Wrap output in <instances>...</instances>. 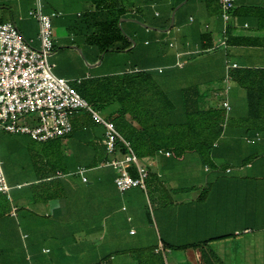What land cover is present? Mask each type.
<instances>
[{"label": "crops", "instance_id": "crops-1", "mask_svg": "<svg viewBox=\"0 0 264 264\" xmlns=\"http://www.w3.org/2000/svg\"><path fill=\"white\" fill-rule=\"evenodd\" d=\"M77 2L78 0H41L44 13H60L52 19V25L55 27L54 50L48 60L55 65L53 72L75 84L79 80L129 70L126 67L105 71L99 69L103 63L99 60L101 52L92 39L94 30L89 29H94V18L100 11L88 7L85 15L84 12L75 11V5L72 4ZM112 2L123 9L121 21L126 22V36L129 41L130 38L134 40L133 43L130 41V46L125 51L131 52L136 48L137 52V49L144 46L148 55H154L161 62L156 67L184 69L186 59L196 55L186 54V52L193 51L197 47L200 49L204 42L201 40L204 34L212 35L213 46H216L221 38L223 22L220 14L215 17L209 16L207 0H113ZM34 6V0H0V23H14L26 40H32L33 45L38 46L39 24L36 18L29 15V11ZM261 11H264V0H236L230 26H236L241 30L252 26H259L261 29L256 30L252 35V40L258 43L256 45L227 44L225 48H214H222L226 54L220 83H222L227 62L237 63L239 66L254 64L264 67V45L260 44L264 40V17L260 15ZM83 15L86 16L84 20L87 22V29L82 32L73 17ZM133 15H135L134 18ZM172 15L173 23L168 28ZM140 21L150 28L144 26L143 29H138L136 22ZM164 24L168 26L161 28ZM169 43L174 45L171 47ZM141 52L143 53V50ZM177 53L183 54L180 56V60L184 61V66L181 68L175 66L178 59ZM141 63L146 65L147 61L142 58ZM210 66V63L205 64L206 69ZM136 67L139 68V66ZM221 86L216 84L203 92L206 99L211 97L214 102L216 101L213 105L219 103L220 98L216 93ZM228 98L231 105L230 112L243 116L246 108L240 103H245V92L236 88L234 81ZM101 129L103 130V127ZM236 131L237 129L227 128V133L216 146L215 160L216 163L218 160L233 163L237 167L236 170L228 165L223 172L210 173L211 168L207 169L204 166V172L208 173L205 176L208 185L207 193L204 201H200L201 195L190 200L192 205L194 203L191 207H184L183 199L188 195L183 191L180 192L177 175L167 181L172 184L173 191L167 192L162 189L167 176V170L164 171V169L172 164L169 161V155L162 153L143 158L149 170L146 190L132 188L120 192L114 184V179L109 183L104 180V171L99 168L88 169L87 182H83L77 173L78 167L71 176L65 175V149L60 145L59 150L54 151L55 153H48L45 148L30 149L29 143L14 138L16 143L19 142L24 147L19 149L21 146L16 143L15 149L10 146L8 156L14 154L12 160H9L5 154L0 155L6 179L12 187L10 200L1 194L9 203V215L0 220V264H6V260L16 261L22 258L26 260L27 256L32 261L34 258H40V264H53L54 259L62 257H65V264H77L78 257H84L86 251L94 245L98 251L101 247V245L97 246L99 240L106 243L107 236L109 239L120 238L121 232L116 228H123L124 233L134 240L135 245L145 244L144 237L147 234L150 235L154 228L149 224L150 214L157 221V225H160L157 229L160 240L157 241L156 246L152 247H157L156 251L160 250L163 253L165 264H169L166 253L170 251L162 245V241H167V238L163 236L165 233L168 236L173 234L175 240H179V236L191 235L192 240L183 242L186 245L207 241L203 247L204 251L208 255L211 253L210 257L218 261V264H264V185L259 187L255 182L256 178L261 179L260 175H264V172L260 174L252 171L243 172L244 169L255 170L257 167L261 169L264 167L260 162L261 157L255 160L260 162L258 165L256 162L240 165L250 155L261 153L264 149V133L250 143L246 141L247 136L240 137ZM13 135L27 136L33 140L27 134ZM55 141L36 142L52 144ZM53 162L56 170L47 177L40 176L42 169L51 170L50 166ZM6 164L10 166L5 167ZM108 168L115 174L111 167ZM65 186H67L68 194L73 192L70 186L76 187L79 204L82 203L85 206L86 200L91 201L90 212L94 216L93 223H86V216L83 215V221L78 224L76 245L79 255L76 257L71 255L65 245L67 236L65 227H68L65 224L67 211ZM114 190L122 193L124 198L117 209L113 204ZM88 191L90 193L87 194ZM173 193L174 203H169ZM13 208H15L14 212ZM84 210L83 207V214ZM115 211L125 212L121 220H113L112 214ZM195 214L198 216L194 217ZM168 216L170 220L173 217L172 223ZM135 220L140 229L134 225ZM123 221L126 222V227L122 225ZM169 228L172 230L168 231ZM197 236L201 238L200 242H198L200 239L194 241ZM47 242L60 245V251L56 252L50 246H44ZM115 243H120V240ZM142 247L151 246L140 245L128 249L123 254L113 252L109 256L111 260H116L117 264H134L129 252ZM203 248L190 247L173 251L177 254L178 261L184 259L185 264H201ZM43 249L50 251L44 253ZM103 257L100 256L97 259Z\"/></svg>", "mask_w": 264, "mask_h": 264}, {"label": "trees", "instance_id": "trees-1", "mask_svg": "<svg viewBox=\"0 0 264 264\" xmlns=\"http://www.w3.org/2000/svg\"><path fill=\"white\" fill-rule=\"evenodd\" d=\"M117 8V15L110 19L94 18V28L98 33L92 34L95 44L100 46V51L122 52L130 46V41L119 27V19L123 17L124 11L113 2ZM207 12L209 16L220 14L219 0H207ZM264 17V11L260 12ZM135 15H133V18ZM164 24L161 28L167 27ZM259 26H252L246 30L238 29L236 26H228L227 44H249L256 45L252 35ZM97 37V42L95 40ZM210 33L201 38L204 41L199 52L212 49L213 39ZM239 38V39H238ZM264 45V40L260 42ZM169 69V68H168ZM153 67H135L124 72L114 73L103 77L87 78L79 83L73 84L77 91L85 98L91 106L103 113L102 115L112 121L123 138L130 142L133 150L140 158L154 157L158 154L170 153L173 156L182 157L188 153L199 156L204 166L216 168L217 148L227 128L237 129L240 137H250L255 134L264 133V67L243 64L231 70V75L236 88L245 92V114L243 116L227 112L220 105L205 106L206 95L197 87H181L172 93H168L161 86ZM114 106V111L105 114L103 110ZM73 129L67 134L65 140V173L74 174L76 168L85 166L87 169L99 168L104 171V180L109 183L115 174L107 166H101L109 155L101 140L104 135L102 126L96 124L88 114L75 115L72 118ZM62 137V138H64ZM58 138V139H62ZM57 140V139H53ZM162 151V153H160ZM261 157V158H260ZM264 157V149L261 153H254L245 158L240 165L255 162L257 158ZM51 170H41L42 177H47L56 170L53 162ZM134 175L135 173L132 172ZM67 175V176H68ZM51 176V175H50ZM90 181V180H89ZM65 186V199L67 211L65 227L67 236L65 245L71 255L77 256L79 252L76 245V232L78 224L86 216V223H93L94 216L90 212L91 201L86 200L85 206L79 204L76 195L77 207L70 206L71 194H68ZM73 191V186H70ZM77 191V189H76ZM90 193L89 191L87 194ZM77 194V192H76ZM86 194V195H87ZM83 207L85 212L83 214ZM80 209V212H79ZM82 212V216H81ZM9 215V203L0 194V220ZM80 215V218H78ZM149 224L153 226L150 218ZM82 225V224H81ZM207 241L181 246H172L162 241L164 248L185 249L203 248ZM83 248V247H82ZM87 249L88 247H84ZM157 247L137 248L129 253L134 264H165L163 253ZM80 251V250H79ZM201 264H218L210 257L204 248L201 251ZM65 257L56 258L53 264H64ZM36 264H40V258H34ZM6 264H14L16 261L6 260ZM66 262V260H65ZM110 256L94 260L89 264H117Z\"/></svg>", "mask_w": 264, "mask_h": 264}, {"label": "built area", "instance_id": "built-area-1", "mask_svg": "<svg viewBox=\"0 0 264 264\" xmlns=\"http://www.w3.org/2000/svg\"><path fill=\"white\" fill-rule=\"evenodd\" d=\"M34 3L35 6L29 11V15L36 18L39 24L38 46H34L32 40H26L14 23H0V129L13 134H27L39 142L49 141L71 133L72 118L84 111L96 124L103 127L101 143L109 158L101 166L114 170L116 188L120 192L132 188L146 190L149 170L142 164L143 158L135 153L130 142L123 138L115 124L81 96L70 80L53 72L55 65L48 60L54 50L52 18L60 13L46 14L42 11L41 0H34ZM235 7L236 0H219L223 27L221 38L212 49L227 46V29ZM173 45L169 43V46ZM199 52L201 50L197 47L186 54ZM181 55L183 54L177 53L178 59L175 63L179 68L184 66V61L180 60ZM237 67V63H226L222 86L216 93L220 98L218 105L227 112L231 110L228 98L233 85L231 70ZM156 69L162 72L164 67ZM25 118L32 120L28 123L20 122ZM259 136L260 134L246 137V141L251 143ZM165 154L170 155L169 152ZM206 168L208 169V166ZM87 171L83 166L77 168L83 182L88 181ZM11 188L0 159V194L10 200ZM12 211L14 212L15 208ZM49 251L43 249L44 253ZM26 260L28 264H34L29 256Z\"/></svg>", "mask_w": 264, "mask_h": 264}, {"label": "rangeland", "instance_id": "rangeland-1", "mask_svg": "<svg viewBox=\"0 0 264 264\" xmlns=\"http://www.w3.org/2000/svg\"><path fill=\"white\" fill-rule=\"evenodd\" d=\"M113 0H78V2L76 4H72L75 5V11H79V12H84V14L87 12L86 10H88L90 8L96 10V11H100L99 13L97 12L96 15L97 19L100 20L102 18L107 20L110 18H114L117 15V8L114 7L113 5ZM131 1V0H130ZM188 4V3H187ZM185 4V5H187ZM187 9L188 7L185 6ZM235 11V10H234ZM59 13V12H57ZM86 15V14H85ZM85 15L83 16H77V17H73L74 21L77 22V25L79 26V30H81L82 32L84 30L87 29V22H85ZM123 18V17H122ZM53 19V18H52ZM157 19V18H155ZM122 23V25H121ZM125 23L121 21V19H119V27L123 30V32L126 35L125 32ZM144 22L140 21V22H136V25L138 27V29H143L144 27ZM89 28V27H88ZM55 27H53L52 25V30H53V41H54V31ZM89 30H94V33H98L97 32V27H95L94 29H89ZM95 40L97 42V37H95ZM130 41L133 43L134 40L130 38ZM138 41V39H137ZM96 47L98 49H100V46L98 45V42L96 44ZM101 50V49H100ZM143 50V53L141 52ZM133 51V53H132ZM100 61L103 62L101 64V68H99L102 71H105L106 69H117V68H128V69H132L135 68L136 66L139 67H153L155 68L157 65L161 64L160 61H158L154 55H148L145 47L141 46L139 49H137V53L136 52V48H134L133 50H131V52H126L125 50L122 52H117V51H100ZM106 53V54H105ZM104 54H105V58H104ZM147 55V57H146ZM226 54L224 52V50L222 48H217L214 50H210V51H206L201 53L200 55H195L192 57H189L186 59V67L184 69H177V68H173V69H164V73L162 74H157L158 80L161 84V86L163 87V89L165 91H167L168 93H172L174 91H176L178 88L181 87H197L200 91L205 92V90H207V88L209 87H213L216 84H220L222 85V83H220L221 81V69L223 66V62L225 60ZM145 59L147 61L146 65H142L141 63V59ZM84 60V58H82ZM140 61V62H138ZM86 62V60L84 61ZM210 63V67H208V69L205 68V64ZM157 68V67H156ZM216 101L214 102L213 99L211 97H207V99H205V106H210L215 104ZM240 105H245L244 102L240 103ZM113 109L114 106H110L107 107L105 110H103L105 112V114H109L110 112L114 111ZM100 112V111H99ZM101 113V112H100ZM84 117L85 112L82 111L80 112L78 115H81ZM103 114V113H101ZM32 119L29 118V120L27 118L22 119L20 122H30ZM14 138H18V141L21 140L25 143H29L28 145H30V149H34V150H41L45 148V151L48 153H55L54 151L59 150V145L65 149V143L67 141V139L65 140V137L59 140H56L55 142H53L52 144H42L33 140H30L27 136H15L13 134H9L6 131H3L0 129V155H7L8 156V152L10 150V146H13L12 148H16L15 145V139ZM22 143V142H21ZM17 145L21 146L19 147V149L23 148L24 145L23 144H19V142L16 143ZM52 147H51V146ZM12 153H14L12 151ZM65 154V153H64ZM14 155V154H13ZM13 155H9L8 159L12 160ZM170 163H172L170 165V167H166V169H164V171L167 170V176L165 177V181L163 184L162 189L164 191L167 192H171V188H172V184L169 181V178H173L175 175H177L179 177L178 179V187L180 189V192H185L187 193L188 196H186L185 199H183V203H184V207H191L193 205L190 203V200H194L197 198V196L201 195L200 201H204L206 193H207V189H208V185H207V181L205 180V176L208 173L204 172V164L202 163V161L200 160L199 156L196 155L195 153H188L182 157H177V156H173L172 158H170ZM256 165H258L260 162H262V165L264 167V157L260 160V162L255 161ZM142 164H145V162L143 161ZM217 167L216 168H212L210 173L213 171H218V172H223L226 166H231V168H233V170H236V166L233 163H226L222 160H218L216 163ZM9 164H6L5 167H9ZM6 171V170H5ZM256 172L258 174L263 173L264 172V168H255V170H250V169H244L243 172ZM168 172L169 176H168ZM69 173H65V175H68ZM260 178H256V186H261L264 185V175H260ZM152 178H154L152 176ZM261 183V184H259ZM171 186V187H170ZM173 191V190H172ZM76 187H73V192L71 193L69 199H71L70 202V206L72 207H77V200H76ZM127 195V194H126ZM172 200L169 201V203H174V199H175V195L173 193V195L171 196ZM113 198H114V207H119V205H121L122 203V199L123 198V194L114 190L113 193ZM192 198V199H191ZM196 205V203H195ZM115 209V210H116ZM125 212H121V211H115L112 214V218L113 220L118 221L117 219H122L124 216ZM171 216V215H170ZM198 215L195 214L194 217H197ZM150 218L152 219L153 222V227L152 231L149 234L146 235V237H144L145 239V244H136L134 243V240L130 237H128L125 233H124V229L123 228H116L118 231H120L121 233L119 234L120 238H112L109 239V236H107V240L105 241L106 243H103L102 240H99L97 242V246L101 245L100 248L97 247H91V249H89L88 251H86V254L84 257H78L77 259V264H89L91 262H94V260H96L97 258H99L100 256H108L111 253H117V254H123V252L127 251L128 249H132L134 247H138V246H156L157 241L160 240V236L157 232L158 227L160 226L159 224L157 225V221L153 219L152 214H150ZM169 221L172 223L173 221V217L170 220V217L168 216ZM192 219V217L190 218ZM122 225L126 227V222L123 221ZM121 225V226H122ZM134 225L138 227V229H140L139 225L137 224V220L134 221ZM184 227V226H183ZM160 228V227H159ZM155 229V230H154ZM162 230V229H161ZM172 228H169L168 231H171ZM163 231V230H162ZM166 231V229H165ZM183 232L185 231V227L182 230ZM165 238H167L165 242L171 244L172 246H181L186 242L185 240L189 241L192 240V236L191 235H183V236H179V240H175L172 235H167L166 233L163 235ZM196 239H200L198 242L201 241V238H199V236L195 237L194 241ZM120 240V243H115V241ZM96 242V241H95ZM93 244V242H92ZM186 245V244H185ZM44 246H50L51 248L54 249V251L59 252L60 251V245H55L52 242H47L46 244H44ZM98 246V247H99ZM95 248V249H94ZM174 250V249H173ZM172 249H170V251H168L166 253V259L168 261L169 264H185L184 263V259L183 260H176V253L175 251H173ZM34 262V261H33ZM64 264H65V260H63ZM14 264H28V262L22 258V259H18L16 260V262Z\"/></svg>", "mask_w": 264, "mask_h": 264}, {"label": "water", "instance_id": "water-1", "mask_svg": "<svg viewBox=\"0 0 264 264\" xmlns=\"http://www.w3.org/2000/svg\"><path fill=\"white\" fill-rule=\"evenodd\" d=\"M172 23H173V15H172L171 23H170V25H169L168 28H170V27L172 26ZM144 26H146L147 28H150V27H149L148 25H146V24H144Z\"/></svg>", "mask_w": 264, "mask_h": 264}]
</instances>
